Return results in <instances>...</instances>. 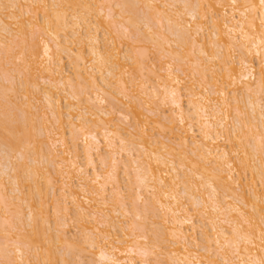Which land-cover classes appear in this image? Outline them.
Returning <instances> with one entry per match:
<instances>
[{
	"label": "bare ground",
	"instance_id": "bare-ground-1",
	"mask_svg": "<svg viewBox=\"0 0 264 264\" xmlns=\"http://www.w3.org/2000/svg\"><path fill=\"white\" fill-rule=\"evenodd\" d=\"M0 264H264V0H0Z\"/></svg>",
	"mask_w": 264,
	"mask_h": 264
},
{
	"label": "rangeland",
	"instance_id": "rangeland-1",
	"mask_svg": "<svg viewBox=\"0 0 264 264\" xmlns=\"http://www.w3.org/2000/svg\"><path fill=\"white\" fill-rule=\"evenodd\" d=\"M257 61H255V63H256Z\"/></svg>",
	"mask_w": 264,
	"mask_h": 264
}]
</instances>
